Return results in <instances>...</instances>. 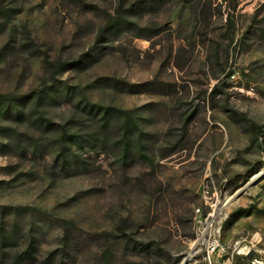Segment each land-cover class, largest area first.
Returning <instances> with one entry per match:
<instances>
[{"label":"rangeland","instance_id":"obj_1","mask_svg":"<svg viewBox=\"0 0 264 264\" xmlns=\"http://www.w3.org/2000/svg\"><path fill=\"white\" fill-rule=\"evenodd\" d=\"M128 1L0 0V93L72 85L74 96L119 109L121 126L101 143L93 112L66 97L37 108L39 121L0 116L13 128L0 142L18 144L0 145V204L4 219L32 221L39 244L28 264H47L63 233L80 245L54 264H206L189 247L205 180L232 195L214 264L255 230L264 250V0L141 4L128 18L148 29L122 27L88 66L52 72L97 46L98 28ZM127 117L143 132L145 159L136 151L116 159ZM60 124L87 137L76 167L52 159ZM61 219L71 221L65 230ZM133 240L152 241L151 250Z\"/></svg>","mask_w":264,"mask_h":264},{"label":"trees","instance_id":"obj_2","mask_svg":"<svg viewBox=\"0 0 264 264\" xmlns=\"http://www.w3.org/2000/svg\"><path fill=\"white\" fill-rule=\"evenodd\" d=\"M154 0H129L126 3L127 8L124 9L121 6L122 2H119L118 8L114 13L108 15L106 21L98 28L96 40L97 46L90 48L87 51L81 52L76 58L67 60H58L55 62L52 72L58 70L59 72L65 71L72 66L84 68L91 64L98 53L106 45L105 42L108 40L111 34H116L120 28H126L130 30L134 28L137 30L148 29L147 27L138 26L134 21L128 18L131 9L141 4L150 5ZM0 12H2L0 10ZM4 14V13H3ZM1 24V23H0ZM160 26H155L150 29V34H155L159 30ZM135 36H140L141 32L135 31ZM146 35V34H144ZM72 85H65L61 87L56 83L43 84L39 89H33L28 92L22 93L16 97H11L9 94L0 93V116H8L23 120L25 117L29 118L34 116L32 121H39L42 119L41 112L37 108L43 107L44 104H49L63 97L68 98L74 103V106L80 108L83 111L93 112L90 115L96 118V128L92 130L94 135H99L100 142H104V132L109 130V127L116 126L120 128L118 122L116 109L110 105H102L97 102L88 100L84 95L74 96V93L70 90ZM128 121L124 123V133L119 137V143L116 148L118 154L116 159L118 161L125 160V157L133 151H136L140 157L146 158V153L142 150L140 139L143 136V132L136 127L134 122L127 117ZM54 123V122H53ZM55 124V123H54ZM56 125V124H55ZM59 135L55 138L57 143L56 151L54 152L52 159L54 162L59 163L60 168H69L71 165L77 166L78 160H80L75 154L76 148H81L83 140H87L84 135V131H71L67 132L65 127L60 124ZM253 126L254 130L260 134V130L256 125ZM8 132H13V128L9 126H0V134L8 136ZM133 134V137H132ZM1 146H9L10 148H17L18 144L12 145L9 142H0ZM82 161V160H80ZM6 205L0 204V264H28L37 261V247L39 241L33 234L34 227L32 221H26L20 224L15 219H4L6 211ZM71 223L70 220L61 219L60 227L64 230ZM130 239V238H129ZM133 247L139 250H151L150 244L152 241H138L133 240ZM80 243L74 240L67 233H63L60 237V250L54 248L47 252V256L44 258V262L47 264H54V259L57 257H63L65 254H72L74 249L78 248ZM57 264H64L58 260Z\"/></svg>","mask_w":264,"mask_h":264},{"label":"built area","instance_id":"obj_3","mask_svg":"<svg viewBox=\"0 0 264 264\" xmlns=\"http://www.w3.org/2000/svg\"><path fill=\"white\" fill-rule=\"evenodd\" d=\"M200 191L201 204L192 209L190 253L195 261L199 257L206 264H214L216 257L224 251L220 239L221 220L226 216L232 195L226 194L223 185H214L212 180H205ZM260 233L255 230L248 239L233 242L229 255L220 264H228L233 255L246 257L248 264H264V250L257 245Z\"/></svg>","mask_w":264,"mask_h":264},{"label":"bare ground","instance_id":"obj_4","mask_svg":"<svg viewBox=\"0 0 264 264\" xmlns=\"http://www.w3.org/2000/svg\"><path fill=\"white\" fill-rule=\"evenodd\" d=\"M254 177H255V176H254ZM254 177H253V178H254Z\"/></svg>","mask_w":264,"mask_h":264}]
</instances>
